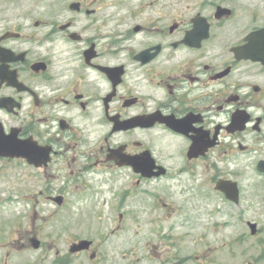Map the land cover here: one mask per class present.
<instances>
[{"label": "flooded vegetation", "instance_id": "1", "mask_svg": "<svg viewBox=\"0 0 264 264\" xmlns=\"http://www.w3.org/2000/svg\"><path fill=\"white\" fill-rule=\"evenodd\" d=\"M0 148V264H264V0H0Z\"/></svg>", "mask_w": 264, "mask_h": 264}, {"label": "rangeland", "instance_id": "2", "mask_svg": "<svg viewBox=\"0 0 264 264\" xmlns=\"http://www.w3.org/2000/svg\"><path fill=\"white\" fill-rule=\"evenodd\" d=\"M50 14H51V11H48L47 9L43 8V9H41L40 18H50ZM55 15H56V17H55L56 19H63L65 16V13L64 12H57ZM4 188H5L4 186L3 187L0 186V201H2V202H5V201H11L12 202L13 201V206H17L18 202L15 203V201L18 198L15 196V193L13 195V199H4L5 195H4V193H2V190ZM1 206H2V204H0V209H1ZM4 218H5L4 216L0 215V238H1V235L4 233L3 232V230L5 228V226H4L5 224H3L5 222ZM175 221H176V219L173 220V222H175ZM208 260H209V258H208ZM197 264H203V263H201V261H198Z\"/></svg>", "mask_w": 264, "mask_h": 264}, {"label": "water", "instance_id": "3", "mask_svg": "<svg viewBox=\"0 0 264 264\" xmlns=\"http://www.w3.org/2000/svg\"><path fill=\"white\" fill-rule=\"evenodd\" d=\"M0 154H3V152L1 151V148H0Z\"/></svg>", "mask_w": 264, "mask_h": 264}]
</instances>
